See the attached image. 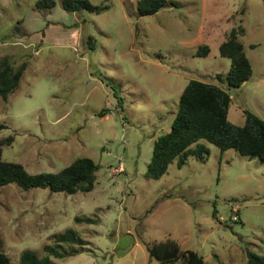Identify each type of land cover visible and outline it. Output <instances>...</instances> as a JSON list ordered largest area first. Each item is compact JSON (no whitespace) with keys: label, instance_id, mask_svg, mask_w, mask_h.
<instances>
[{"label":"rangeland","instance_id":"rangeland-1","mask_svg":"<svg viewBox=\"0 0 264 264\" xmlns=\"http://www.w3.org/2000/svg\"><path fill=\"white\" fill-rule=\"evenodd\" d=\"M36 1L0 0V59L27 63L17 89L0 97L7 126L0 140L13 136L2 157L30 173L58 171L78 157L99 168L88 192L1 186L0 249L14 262L24 250L43 257V245L72 228L86 244L51 264H158L147 244L167 238L207 264H245L246 250L264 255V163L257 158L205 142L204 161L189 157L178 167L176 158L160 179L146 176L154 141L170 128L190 79L230 94L231 123L242 125L244 110L264 120V0H173L176 6L143 16L138 0H89L109 4L99 14L68 12L62 0L40 9ZM238 25L253 73L233 88L218 45ZM200 44L208 55H195ZM119 161L122 170L112 172ZM76 215L97 222L76 223Z\"/></svg>","mask_w":264,"mask_h":264},{"label":"trees","instance_id":"trees-1","mask_svg":"<svg viewBox=\"0 0 264 264\" xmlns=\"http://www.w3.org/2000/svg\"><path fill=\"white\" fill-rule=\"evenodd\" d=\"M36 7L51 9L54 0H37ZM63 8L68 12L86 10L99 14L109 8L108 3L92 4L89 0H62ZM176 6L173 0H138L136 12L139 15H152L164 7ZM242 26H233L218 45L219 55L230 60V68L226 75L228 87H240L252 76L253 69L239 37L243 34ZM91 48L94 39L88 38ZM210 47L200 44L195 55L206 56ZM27 63L24 61L15 66L8 55L0 59V97L7 100L18 87ZM220 80V76H215ZM231 103L230 94L217 84L198 79H190L184 86L178 100L177 110L170 128L154 141L146 176L160 179L167 171L168 165L177 158L181 167L189 157L204 161L209 155L205 142H209L221 151L234 149L241 155L257 158L264 163V120L255 113L244 110V123L236 125L228 120ZM120 105V104H118ZM122 109V108H121ZM106 109L98 112L104 116ZM7 128L0 123V130ZM13 136L0 140V187L15 184L26 190L30 188H49L52 192L74 194L78 191L88 192L95 186L96 172L99 165L90 157H78L58 171H42L30 173L22 163L7 161L2 157V145L10 144ZM213 216H215L213 212ZM76 223H96L90 216L74 217ZM52 243L43 245L45 255L39 257L34 251L24 250L17 262L0 249V264H51V258H63L68 253L78 252L76 246H84L86 241L72 228L54 235ZM63 244L70 245L69 250ZM147 250L158 264H207L197 251L183 249L171 238L165 241L147 244ZM245 264H264V255L246 250Z\"/></svg>","mask_w":264,"mask_h":264},{"label":"crops","instance_id":"crops-1","mask_svg":"<svg viewBox=\"0 0 264 264\" xmlns=\"http://www.w3.org/2000/svg\"><path fill=\"white\" fill-rule=\"evenodd\" d=\"M206 3H207L206 0H203V4L206 5ZM18 22H21V20H19ZM19 29H20V28H18V30H19ZM230 29H231V28H230ZM227 31H228V29H225V30L223 31L224 36H225V33H226ZM75 32H76V31H75ZM26 33H27V34H26ZM77 33H78V32H77ZM202 33H203V32H202ZM22 34H23L24 36H28V35H29L28 32H27V31H24V30H23V33H22ZM76 35H77V34H76ZM28 37H29V38H28L29 41H27V40H26V41H27L28 44H29V43L31 42V40H33V39H32V36H28ZM75 39H76V36H75ZM223 39H224V38H223ZM223 39H222V41H223ZM222 41H221V42H222ZM219 44H220V43H219ZM182 90H183V89H182Z\"/></svg>","mask_w":264,"mask_h":264},{"label":"built area","instance_id":"built-area-1","mask_svg":"<svg viewBox=\"0 0 264 264\" xmlns=\"http://www.w3.org/2000/svg\"><path fill=\"white\" fill-rule=\"evenodd\" d=\"M122 168H123V163H122V161H119L117 167L112 168L111 171L112 172H118V171L122 170Z\"/></svg>","mask_w":264,"mask_h":264}]
</instances>
